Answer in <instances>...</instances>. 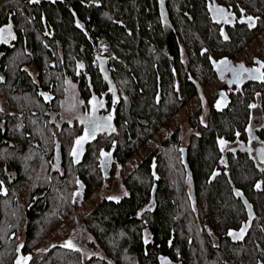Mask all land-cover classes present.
<instances>
[{
    "label": "trees",
    "instance_id": "obj_1",
    "mask_svg": "<svg viewBox=\"0 0 264 264\" xmlns=\"http://www.w3.org/2000/svg\"><path fill=\"white\" fill-rule=\"evenodd\" d=\"M191 1L192 10L182 0L189 13L178 23L184 34L175 35L159 26L155 0H0V264H16L18 255L30 259L70 215L77 177L85 189L81 198L99 189L102 151L115 149L118 164L127 163L197 96L213 75L196 53L215 58L245 46L217 41L203 0ZM99 40L118 60L113 73L95 64ZM68 79L84 111L106 98L102 113L111 115L110 131L105 121L94 135L83 125L78 131L76 123L61 125L59 101ZM210 109L207 127L198 113L189 117L184 168L177 162L178 131L126 176L120 201H103L90 213L88 255L57 244L35 264H264V172L239 158L211 176L217 140L241 131L247 96L224 114ZM185 180L191 182V210Z\"/></svg>",
    "mask_w": 264,
    "mask_h": 264
},
{
    "label": "flooded vegetation",
    "instance_id": "obj_2",
    "mask_svg": "<svg viewBox=\"0 0 264 264\" xmlns=\"http://www.w3.org/2000/svg\"><path fill=\"white\" fill-rule=\"evenodd\" d=\"M262 1V2H260ZM189 9H194V4L191 0H187ZM185 8V7H184ZM182 6V0H155L156 16L159 26L166 34L174 33L175 35L180 32L184 34V28L180 26L182 17H186V13H189ZM203 11L209 21L212 32L217 37V41L221 43H237L245 44L242 49L235 52L231 48V53H223L216 55L217 57L211 58L209 55L212 53L203 50L198 56H205L210 67V71L213 77L206 83L203 88L212 91L209 95V102L207 105L206 116H201L200 110L197 112L199 115V123L203 126H208V118L211 115V109L215 113L224 114L232 105L233 101L238 98L244 99L247 96V112L244 118V125L241 131H236L235 136L232 139L220 138L217 140L219 148L217 152L216 163L212 166L211 176H220L222 169L219 167L228 168L231 163L238 161L239 158H245L250 162L253 169L264 172V91L258 89L261 84L264 85V0H203ZM184 13V15H182ZM122 19L123 16L121 15ZM251 18V19H249ZM108 19L115 24V20L112 16H108ZM176 23V24H175ZM78 26L84 28V25L78 23ZM179 26V27H178ZM5 37V34L1 35ZM178 37V38H177ZM177 43H183L185 39H180V36H176ZM108 48L102 51L98 49V54L95 64L103 72H112V62L117 61L116 56L110 54L109 43ZM181 60L188 59L186 52H179ZM166 55L170 56L167 52ZM113 62V63H114ZM120 62V61H119ZM183 63V62H182ZM185 64H189L188 61ZM243 66V67H241ZM187 68V67H186ZM187 68L185 72L188 70ZM171 70L175 73L173 67ZM205 71V68H203ZM72 80L65 81V94L60 102V123L61 125L67 123L73 126L77 125V130L80 125L90 128L88 132H92L98 123L105 121V131L111 130V123H108L110 113L103 117L102 109L106 106L105 100L94 102V106L90 111H84L83 105L80 101V108L77 110V115H72L73 110L65 106V98L67 95L68 87ZM73 83V82H72ZM75 85V83H73ZM112 86V85H110ZM76 87V85H75ZM114 87V84H113ZM112 87V88H113ZM127 87V86H126ZM121 88V87H120ZM117 89H119L117 87ZM243 101V100H242ZM120 101H115L113 106L119 104ZM108 104V100L106 101ZM209 103L211 106H209ZM112 106V107H113ZM115 111V110H114ZM113 111V112H114ZM87 112V113H86ZM103 118L105 120H103ZM181 125L176 126L174 133L181 131ZM102 129V128H100ZM98 131L95 129V134ZM180 135V134H179ZM181 142L177 146L178 152L177 162L181 165L186 164L188 161V142L184 144ZM106 150L101 152L100 155V172L103 176V181L99 187V201L92 207L90 211L85 210L84 205L88 198L86 196L81 198V193L85 191L82 189V184L77 177L71 199V212L72 218V231L73 233L86 234V222L85 220L90 213L103 201H120V199L126 194L123 180L126 176L134 170L140 163L133 165L130 169H124L125 164H118L115 156V149ZM54 161L56 163V169L60 171L58 163L59 151L55 152ZM156 161V158L153 159ZM182 164V167L184 168ZM220 169V170H219ZM185 178L187 175L184 170ZM108 180L117 182L118 185H109ZM187 180V179H186ZM185 180L184 187H187V208L192 209L194 200L192 199V193L190 189V183ZM262 186V182L258 183ZM103 193V196L100 194ZM118 193V194H106V193ZM85 194V193H84ZM105 194V195H104ZM75 196V198H74ZM90 198V197H89ZM153 203V202H152ZM152 206V208H151ZM154 205H149L146 210L153 209ZM197 215V214H196ZM197 218V216H196ZM70 239V238H69ZM68 239V240H69ZM161 264H180L168 259H162Z\"/></svg>",
    "mask_w": 264,
    "mask_h": 264
},
{
    "label": "rangeland",
    "instance_id": "obj_3",
    "mask_svg": "<svg viewBox=\"0 0 264 264\" xmlns=\"http://www.w3.org/2000/svg\"><path fill=\"white\" fill-rule=\"evenodd\" d=\"M211 92L212 91H210V93ZM210 93L209 90H207L206 88H199L197 96L192 99L183 109H181L177 113V115L173 117L169 123L162 127L154 136H151L149 139H147L146 142L141 146V148L135 153V155H133V157L128 160V162L125 164L128 167H125L124 169H130L133 165H136L137 163L143 161L152 151H154L157 147L161 145V143L165 140L166 136L171 135L170 133L176 126L180 127L181 125V131L179 133L180 138L183 140L184 144L187 143L189 141L188 134L190 133L191 128V125H189V117L197 114L199 110L201 112V116H206V104L209 102ZM65 106L73 110V112H71L73 113L72 115L78 114L77 110L80 108V101L78 100L76 87L72 82L67 90ZM88 130L89 128L86 129V131ZM108 184L118 185V183L113 182V180H109ZM106 194L109 195L118 193L108 192ZM100 196H103V193L100 194ZM99 199V189H97L85 202L84 208L86 212L90 211L92 207L98 203ZM72 227V218L70 216L64 218L63 220H61L58 227L51 233L50 237L40 243L36 249L31 251L30 259L24 260L18 255L15 258L16 264H35L40 259V257L49 250L51 246L57 244L66 246L69 245V242V248L76 250L80 249L83 251V254L88 255L90 251L84 245L85 238L87 237V235L82 233H73ZM19 241L17 242V245L20 244Z\"/></svg>",
    "mask_w": 264,
    "mask_h": 264
},
{
    "label": "water",
    "instance_id": "obj_4",
    "mask_svg": "<svg viewBox=\"0 0 264 264\" xmlns=\"http://www.w3.org/2000/svg\"><path fill=\"white\" fill-rule=\"evenodd\" d=\"M159 99H160V92L157 94V99H156L157 104L159 103ZM111 155H113V151L112 150H111ZM155 188H156V185H153V188L151 190V200L152 201L154 200Z\"/></svg>",
    "mask_w": 264,
    "mask_h": 264
},
{
    "label": "built area",
    "instance_id": "obj_5",
    "mask_svg": "<svg viewBox=\"0 0 264 264\" xmlns=\"http://www.w3.org/2000/svg\"><path fill=\"white\" fill-rule=\"evenodd\" d=\"M97 48L104 50L105 48H107V43L104 40H99L98 44H97Z\"/></svg>",
    "mask_w": 264,
    "mask_h": 264
},
{
    "label": "snow or ice",
    "instance_id": "obj_6",
    "mask_svg": "<svg viewBox=\"0 0 264 264\" xmlns=\"http://www.w3.org/2000/svg\"><path fill=\"white\" fill-rule=\"evenodd\" d=\"M249 19H251V18H249ZM10 27V26H9ZM3 29H0V33H3ZM10 34V33H9ZM241 67H243V66H241ZM95 134V129H93V131L91 132V135H94ZM81 139H83V137L81 138ZM80 143V141L78 140L77 141V144H79ZM66 246H70V242H69V245H66Z\"/></svg>",
    "mask_w": 264,
    "mask_h": 264
}]
</instances>
